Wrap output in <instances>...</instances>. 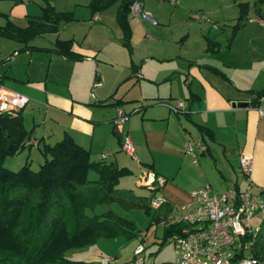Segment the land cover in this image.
Returning a JSON list of instances; mask_svg holds the SVG:
<instances>
[{
    "label": "crops",
    "instance_id": "0c3cea01",
    "mask_svg": "<svg viewBox=\"0 0 264 264\" xmlns=\"http://www.w3.org/2000/svg\"><path fill=\"white\" fill-rule=\"evenodd\" d=\"M167 1L142 0L137 12L131 5V52L121 44L117 4L91 13L89 0H52L56 10L72 11L74 18L27 43L0 35L1 82L28 97L21 116L31 131L30 164V149L40 153V144H52L68 132L89 150L91 160L126 166L134 186L146 191L129 184L123 188L148 195L151 189L138 180L141 172L162 176L155 192L171 206L187 203L190 191L206 183L217 193L233 184L264 190V114L249 104L253 95L247 92L264 86V74L254 72L255 65H264V17L250 7L233 32L237 1L251 5L249 0L233 2L230 15L199 6L211 23L193 18L187 2ZM43 5L42 0H0V25L10 20L23 28L28 18L41 16ZM144 11L153 21L142 16ZM56 39H72L80 58L52 50ZM177 100L184 105L175 112L166 103ZM237 102L247 105H232ZM119 110L129 116L116 129L112 119ZM126 134L134 156L121 148ZM188 141H201L206 150L187 153ZM242 152L252 154L248 176L239 168ZM153 236L158 237L157 227Z\"/></svg>",
    "mask_w": 264,
    "mask_h": 264
},
{
    "label": "trees",
    "instance_id": "16d2710c",
    "mask_svg": "<svg viewBox=\"0 0 264 264\" xmlns=\"http://www.w3.org/2000/svg\"><path fill=\"white\" fill-rule=\"evenodd\" d=\"M141 1L89 0L88 7L91 13H96L117 3L115 17L122 32L121 44L131 52L129 14L131 5ZM237 2L239 10L233 32L243 25L250 7L257 16L264 17V0H254L251 5L248 1ZM73 18L72 11H58L52 0H44L40 17L28 18L23 28L7 20L0 25V35L27 43L46 30L56 31L61 21ZM72 44V39H56L52 50L68 59H78L80 55ZM208 49H212L211 44ZM247 92L253 95L249 104L256 106L264 97V86ZM30 136L31 131L23 126L21 109L0 113V264H72L77 261L64 256L70 248L93 245L100 236L124 234L129 238L138 234L130 219L112 209L88 214L87 210L93 211L101 204L119 202L124 207L141 208L156 224L169 215L170 204L163 202L156 208L149 205L155 189L141 195L130 188L118 187L119 179L129 174V169L91 160L89 150L68 132L52 144L39 145L43 161L36 170L27 160L17 170L4 166L7 155L29 146ZM89 170L96 172L95 179L88 178ZM177 225L162 227L159 247ZM258 225L252 246L256 261L252 264H264V216Z\"/></svg>",
    "mask_w": 264,
    "mask_h": 264
},
{
    "label": "built area",
    "instance_id": "2783aa9c",
    "mask_svg": "<svg viewBox=\"0 0 264 264\" xmlns=\"http://www.w3.org/2000/svg\"><path fill=\"white\" fill-rule=\"evenodd\" d=\"M132 8L138 11V3ZM142 16L153 21L149 12H142ZM193 18H202V15L192 13ZM264 97L260 98V102ZM28 102V97L18 91L5 87L0 76V113H11L22 109ZM166 105L178 112L184 105L183 100L175 104ZM260 115L264 114V105L255 106ZM129 114L119 110L112 122L116 129L128 119ZM121 148L130 156H134V146L126 134L122 138ZM206 150L201 142L188 141L185 151L196 155ZM102 156H106L105 153ZM252 164V154L242 152L239 155V168L243 175L248 176ZM139 183L149 189L157 190L164 182L159 175H152L149 171H142L138 177ZM159 192L150 199L151 207H158L165 202ZM257 215L264 216V192L254 193L250 184L240 189L234 184L217 193L206 183L190 191V200L181 205H172L167 218L163 219L162 226L178 224L169 235L166 242L173 243L175 264H252L256 261L252 246L259 225H253L252 219ZM144 245L135 248L134 264H143ZM142 254V255H141ZM100 264H115L113 258L104 256Z\"/></svg>",
    "mask_w": 264,
    "mask_h": 264
},
{
    "label": "rangeland",
    "instance_id": "374dc122",
    "mask_svg": "<svg viewBox=\"0 0 264 264\" xmlns=\"http://www.w3.org/2000/svg\"><path fill=\"white\" fill-rule=\"evenodd\" d=\"M42 1L44 3V0ZM57 1L66 2V0H57ZM235 1L237 0H176V1L171 0L169 2H187L193 7V9L191 10V14L199 12L202 15V18H204L206 22L211 23L214 20L209 15L200 12L201 10L198 8L199 6L207 7V8H216V9L221 8L223 12L227 11V13L230 15L231 13H235L234 8H236V6L233 4V2ZM249 1L253 2L254 0H249ZM166 2L168 1L166 0ZM116 4L117 3H114L112 6H115ZM140 36H141V32L137 30L136 43L138 45L140 44V39H139ZM254 68H256L254 72L259 73L258 76L264 74L263 64L260 66L255 65ZM25 112H28L27 108ZM28 150L29 149L24 148L20 151H16L12 155H7L4 159V163H3L4 166L13 170L19 169L27 160ZM28 160L31 161L30 167L34 170H36L39 167L40 163H42L43 161L41 154L35 148L30 149V156ZM136 173L138 175V172ZM96 176L97 174L95 171L89 170L88 178L95 179ZM124 176L122 177L125 178V180L120 181L121 180L120 179L117 186L123 187L129 184L130 186L136 188L134 186V176L129 174ZM137 190L138 192L141 191L144 194L146 191L144 188H140ZM254 193H258V192L255 191ZM106 209H112L114 212L120 214L121 216L130 219L134 223L135 230L138 232V234L133 235L132 237L129 238L126 237L124 234L111 236V237L100 236L96 241V243L93 245L70 248L64 252V256L74 261H77L72 264H99L101 258L104 256H109L113 258L115 264H122V263L134 264L133 259L134 257L137 256L134 254V250L140 244L144 245L143 264H154L159 262H169L175 264V253H174L173 243L166 242L165 244L159 247L160 244L159 234H161L162 231V222H158L157 224L153 222L151 223L152 221L151 215H147L143 209L137 207H124L119 202L101 204L98 205L96 208H94L93 211L91 210H87V211L88 214L91 215L93 212L99 213ZM260 221L261 218L255 215L252 219V224L257 225L260 223ZM155 227H157L158 237L153 236V230ZM146 232L147 234L145 236ZM47 264H61V263L51 262Z\"/></svg>",
    "mask_w": 264,
    "mask_h": 264
},
{
    "label": "water",
    "instance_id": "95a60500",
    "mask_svg": "<svg viewBox=\"0 0 264 264\" xmlns=\"http://www.w3.org/2000/svg\"><path fill=\"white\" fill-rule=\"evenodd\" d=\"M233 106L237 105V106H245L247 105V102H237V103H233Z\"/></svg>",
    "mask_w": 264,
    "mask_h": 264
}]
</instances>
